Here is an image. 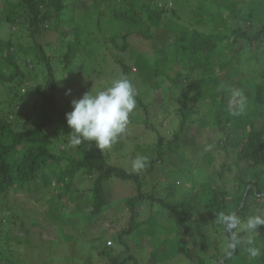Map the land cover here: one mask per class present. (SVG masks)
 Masks as SVG:
<instances>
[{"label":"trees","instance_id":"trees-1","mask_svg":"<svg viewBox=\"0 0 264 264\" xmlns=\"http://www.w3.org/2000/svg\"><path fill=\"white\" fill-rule=\"evenodd\" d=\"M75 3L76 0H0V29L6 26V33H0V261H20L21 247L30 243L26 232L23 234L24 220L17 194L39 190L47 196L55 189L61 218L80 210L81 199L76 203L72 197L78 194L85 198L88 215L96 217L111 205L110 185L118 180L122 184L130 182L134 192L132 189L128 196L120 198L125 212L111 221L112 241L96 245L95 239L92 240L94 250L82 259L64 257L67 264H154L162 247L157 238H173L171 233L178 228L184 237L193 236L191 241L181 235L174 237L182 242L178 252L193 264H264V256L249 260L241 249L226 255L217 239L210 236L212 229H219L215 221L218 212H235L242 218L264 213V0H227L223 10L228 14L224 18L206 8L201 0L194 4L189 0H92V12L85 13L97 15L94 24L97 32L101 30L100 17H106L107 23L114 26L111 35L102 40L93 35V24L87 18L82 24L75 21ZM206 23L213 24L207 27L203 25ZM63 24L70 27L68 40L61 30ZM151 25L153 30L162 28L174 43L162 44V38L158 43L164 57L151 59L143 55L139 59V52L130 47L128 38L141 33V28L149 30ZM152 31L149 38L156 37ZM107 42L117 51L112 57L122 69L121 76L131 73L130 65L121 55L128 51L140 66L139 72L145 66L148 68L149 75L156 79L152 84L159 86L157 78L163 77L178 89L174 98L179 105L175 110L178 128L172 139L164 142L158 134L155 143L140 148L148 172L178 152L179 135L188 132L189 123L195 122L188 120L190 104L215 95L221 87L211 100L215 109H208L209 125L214 127L209 131L212 137L194 147L202 150V163L194 164L200 176L192 175L191 167L185 166L184 153L179 151L184 166L168 171L174 181H157V185L164 186L159 193L154 185L146 191L147 180L142 171L133 172L108 162L107 149L101 153L94 142L79 145L71 142L66 113L72 107L57 94L61 80L56 70L60 69L67 80L80 73L92 76L99 64L98 51ZM82 45L95 53L87 52L85 58L75 54ZM225 49L231 54L223 57L225 61H217ZM171 58L183 72L168 74L171 68L164 67L162 62ZM214 67L218 71H213ZM250 72L253 75L248 76ZM221 74L235 75L234 86L220 81ZM78 86L76 98L89 90L90 83L82 81ZM64 89L74 91L72 87ZM229 91L239 93L235 108L241 101L245 105L240 116H233L226 109ZM136 105L143 112L142 121L150 125V105L144 103L137 89ZM215 153L224 159L220 170H210L212 166L204 158L206 155L214 161ZM241 163L248 166L247 178L240 171L232 178L234 185L227 187L225 171L230 172L233 167L240 170ZM83 181L89 184L82 186ZM176 182L180 185L175 186ZM230 192L235 195L232 208L228 203ZM52 198H47L51 200L50 214L56 212ZM155 207L160 214L152 213ZM145 210L148 215L144 218ZM159 220L169 221V225L158 227ZM6 224H10L9 229L3 227ZM145 227L152 232L154 245L148 248L149 258L143 261L134 246ZM15 229L22 236H16ZM258 232L257 245L264 248V226ZM47 242L49 246L54 243Z\"/></svg>","mask_w":264,"mask_h":264},{"label":"rangeland","instance_id":"rangeland-1","mask_svg":"<svg viewBox=\"0 0 264 264\" xmlns=\"http://www.w3.org/2000/svg\"><path fill=\"white\" fill-rule=\"evenodd\" d=\"M189 2L194 4L196 3V0H189ZM201 2L206 8L216 11V13H218L221 18H224V16L228 14V12L223 10V6L228 4L227 0H201ZM91 4L92 0H76L75 10L73 12L74 18L76 22L81 24L84 22V19L87 18L86 20L93 24V35H96L102 40L111 35L113 25H109L107 23L108 21L106 17H100L101 30L97 32V29L94 26V24L97 23V15L92 13V15L88 16L85 13L88 11L92 12ZM240 13L241 10H239L238 14ZM191 15H193V13H191ZM182 16L185 18L184 14H182ZM211 24L213 23H206L203 25L211 27ZM5 28L6 26H2L0 33H6ZM148 28L150 29L146 30L145 27L141 28V33L131 34L129 36L128 40L130 47L136 49L139 52V59H141L143 55L151 57V59L164 57L163 49L159 47L158 41L164 38L162 44L167 42L171 43L172 45L174 42L171 38L167 37L166 32L162 28L153 30L152 25L151 27L148 26ZM61 30L65 34L64 38L68 40L70 36V27L63 24L61 25ZM150 31H152L156 37L149 38L148 36L150 35H148V33H151ZM54 38L55 37H53V39ZM120 41L121 39L117 40L118 43H120ZM87 52L91 55L95 53H92V51L89 50L86 45H82L81 49L78 52L76 51L75 54L85 58L88 57ZM114 52L117 51L112 48L111 43L108 42L99 49L97 60V63L99 62V64L97 65V71L90 77L85 73H80L77 77L67 80L63 79L65 76L64 73H62L60 69H57L56 73L58 78L61 80V82H58L57 94L60 97L65 98L68 104H71L72 100H78L83 96L79 95L76 98L77 89L80 87L78 85L82 81L87 84L90 83L89 90L91 89L93 92L107 88L114 79L119 77H126L132 82L135 89L141 93L144 103L150 105L149 123L151 126H153L150 128V125L147 126L146 123L142 121L143 112L141 108L136 105L129 116V123L126 131L117 139L115 143L111 145V147L107 148L108 162L132 170V162L138 157H145L144 154H141L140 148H144L155 143L158 134L162 136L161 138L164 142L172 139L174 130L178 128V120L176 118L175 110L179 107V105L174 99L176 96H178V89L171 87L168 82L163 80V77L157 78L160 80L159 86L152 84L156 79L149 75V70L146 66L145 68L143 66L144 69L141 67V70H143L139 72L140 66L134 62L132 58H130V52L128 51L123 52L121 55L130 65L131 73L129 76H121L120 72L122 69L120 66H118V64H116L112 57ZM49 53H52V51L49 50ZM230 54L231 53L225 49L222 52V55L217 58V61H225L224 58ZM162 64L168 69L171 68L168 71L169 75H173L177 70H182V72L184 71L180 64L175 62L172 58L169 61L165 60L162 62ZM213 71H218V67H214ZM194 73H196V71ZM250 75H253V73L249 74L248 76ZM181 80L183 81V79ZM219 80L223 82L227 81L228 86L231 87L236 83L237 77L235 75L229 76L227 74H221L219 75ZM64 87H72L74 88V91H71L69 94V91L64 89ZM221 90V87L217 88V93H215V95L213 94V96H216ZM232 94L233 92L229 91L226 95L228 103L226 105L227 110H230L229 102L233 98ZM213 96L206 98L203 97L200 99L202 103L194 101L190 104V112L192 114L190 113V118L188 120L190 121L194 119L195 122L189 123L190 126L186 129L188 132L181 133L179 135L178 143L180 147L178 152L171 154L164 162H160L158 166H154V169L150 170L149 172L145 167L141 170L145 180H147L144 190L149 191L155 186L156 192L159 193L160 190L164 188V186L163 184L161 186L157 185V181H174V177L169 174L168 171L171 172L173 167L176 168L184 166L183 155L180 156L179 151L184 153L187 162L185 163V166L187 165L191 167L192 175H199V169L198 167L195 168L196 166H194V164L195 162L197 165L202 163V161H200L202 150L201 148L194 149V147L203 141L209 140L212 137V134L209 131L213 130L214 127L209 125V119L211 115L209 114L210 112L208 109L211 107L215 109V106H213L211 103ZM214 103L217 104V102ZM235 106L236 104H233L232 109H236ZM196 108L199 109V111L196 112ZM197 121H199V123ZM214 141L216 142V140ZM204 158L206 163H210L209 165L212 166L210 170H220L221 165L224 162L222 156H218L216 153L214 161H210V158L208 156L206 157V155ZM247 169L248 166H246L244 163H241L240 170H238L236 167H233L232 171H225L224 179L227 180V187L234 185L232 183V178L234 175L240 173V171L242 172L241 174H243L244 178H247ZM75 182H77V178ZM81 183L82 186L89 184L86 181ZM177 185H180V183L176 182L175 186ZM132 189L134 192V187L130 182L122 184L118 180H114V182L112 181L110 185V197L112 199L111 205L106 211L96 217L88 215L89 213L87 211V206L83 203L85 198L82 196V198L80 196L78 197V194L77 196L76 194H73L72 197H75L76 203L79 199H81V203L83 205L81 204L80 210H74L71 212L69 217L64 218H61L60 214L62 212L59 210V206L56 204V197L54 196L56 195L57 191L55 189L53 192H48L47 196H44L39 190H33V192L24 191L17 194L16 198L18 204L20 205L19 207L21 210V216L24 220V232L22 226L21 232H23V234L26 232L27 236L30 238V243L21 247L22 255L20 256V261L7 263L3 262V260L0 261V264H67V258L64 259V257L72 256L77 259H82L85 258L89 252L94 250V245L91 246L92 240L94 239L96 245L100 243H106V245H108L109 241H112L110 238L114 235V228L111 224V221L116 216H122L125 212L123 205L120 202V198L128 196ZM238 193L239 192H236V194ZM49 197H54L52 198L54 199L53 202L57 205H54L56 208V210L54 209V212L56 211L54 214H50L49 212V202L51 201L47 199ZM228 203H230L232 208L233 204L235 203V195L233 192L229 193ZM73 205L74 204L71 203V206ZM152 213L160 214L161 211L159 208L155 207L153 208ZM147 215L148 213L145 210V213L142 214V217L145 218ZM158 223L160 225L158 227H165V225H169V221L167 222L164 220H159ZM9 226L10 224H6L3 227H5V229H9ZM180 230L181 228H178L173 233H171L173 238L169 237L167 240H165L166 238L164 239V237H160L161 240H158L157 238V242L162 243V247L159 248L158 256H156L157 262L154 264H193L178 252V249L182 244L181 239L178 238L177 240L174 238L178 237L177 235H181L183 239L186 238L187 240L191 241L193 236L192 234H189L184 237ZM14 232L17 234L14 235L22 236L19 235L16 229ZM151 233L152 232H149L145 227L143 229V234H139V237H137V233L134 234V237H137L134 248L137 250L136 253L143 258V261H146L147 258H149L150 250L148 248L154 245L152 243L153 238ZM210 236L217 239L220 250L223 252L226 236L222 231V227L219 226V229L217 230L212 229ZM139 239H141V243L139 242ZM48 240H53L54 243L49 246V243L47 242ZM38 243H42L43 246L38 247ZM10 247H13L12 242L10 243ZM227 264L233 263L227 262Z\"/></svg>","mask_w":264,"mask_h":264},{"label":"clouds","instance_id":"clouds-1","mask_svg":"<svg viewBox=\"0 0 264 264\" xmlns=\"http://www.w3.org/2000/svg\"><path fill=\"white\" fill-rule=\"evenodd\" d=\"M238 96L239 93L234 92L229 102L233 116H240L245 111L242 101L236 110H232ZM71 107L72 111L66 113V122L71 129V142L76 145L94 142L96 148L103 153L126 131L129 116L136 107V89L128 78L119 77L103 90L93 92L90 89L82 98L72 100ZM145 164V158H136L132 162V171H141ZM215 221L226 234L223 249L226 255L241 249L249 260L264 256V248L258 246L255 239L260 235L258 229L264 226V213L242 218L235 212H218Z\"/></svg>","mask_w":264,"mask_h":264},{"label":"water","instance_id":"water-1","mask_svg":"<svg viewBox=\"0 0 264 264\" xmlns=\"http://www.w3.org/2000/svg\"><path fill=\"white\" fill-rule=\"evenodd\" d=\"M225 259V257L222 258L221 262Z\"/></svg>","mask_w":264,"mask_h":264}]
</instances>
